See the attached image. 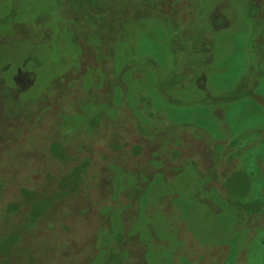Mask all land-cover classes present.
<instances>
[{
	"label": "rangeland",
	"instance_id": "374dc122",
	"mask_svg": "<svg viewBox=\"0 0 264 264\" xmlns=\"http://www.w3.org/2000/svg\"><path fill=\"white\" fill-rule=\"evenodd\" d=\"M0 264H264V0H0Z\"/></svg>",
	"mask_w": 264,
	"mask_h": 264
}]
</instances>
